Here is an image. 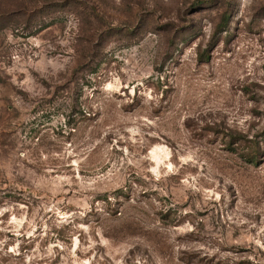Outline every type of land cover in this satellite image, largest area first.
<instances>
[{
	"label": "rangeland",
	"instance_id": "obj_1",
	"mask_svg": "<svg viewBox=\"0 0 264 264\" xmlns=\"http://www.w3.org/2000/svg\"><path fill=\"white\" fill-rule=\"evenodd\" d=\"M0 264H264V0H0Z\"/></svg>",
	"mask_w": 264,
	"mask_h": 264
}]
</instances>
